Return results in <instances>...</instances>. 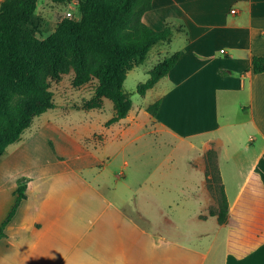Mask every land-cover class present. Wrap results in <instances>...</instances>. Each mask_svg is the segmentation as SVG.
Returning <instances> with one entry per match:
<instances>
[{"label":"rangeland","instance_id":"1","mask_svg":"<svg viewBox=\"0 0 264 264\" xmlns=\"http://www.w3.org/2000/svg\"><path fill=\"white\" fill-rule=\"evenodd\" d=\"M78 7V0H38L26 25L32 47L45 44L62 20L78 15ZM152 53L141 65L133 62L128 71L139 66L124 81L133 101L131 113L140 123L124 134L121 128L127 120L106 125L114 106L107 97L95 98L96 80L74 87L70 69L50 82L54 108L36 116L0 160V221L14 203L13 190L23 180L32 183L0 238V264H199L197 251L212 239L204 264H225L226 230L215 234L214 220H195L197 205L183 196L174 195L183 203L179 208H167L173 187L164 174L187 172L184 160L197 150L152 132L151 114L143 112L150 98L136 90L155 65ZM209 150L216 154L214 147ZM210 194L214 205L209 210L216 211L218 196ZM166 214L177 221L171 230L179 238L174 243L162 218ZM35 222L40 230L29 225L23 229ZM199 232L206 233L196 235Z\"/></svg>","mask_w":264,"mask_h":264},{"label":"crops","instance_id":"2","mask_svg":"<svg viewBox=\"0 0 264 264\" xmlns=\"http://www.w3.org/2000/svg\"><path fill=\"white\" fill-rule=\"evenodd\" d=\"M142 21L154 30H172L169 42H159L149 50L148 55L153 52L154 64L174 52L180 53L174 68L145 93L144 97L150 100L143 112L148 115L147 107L159 101L156 114L149 115L152 132L166 135L170 141L186 142L197 150L195 156L184 160L187 172L164 174L173 187L167 208L173 212L183 204L174 195L196 203L193 218L199 223L214 220L215 234L226 230L227 243V226L207 214L214 200L205 184L204 156L214 147L229 209L253 172L264 184V73L251 70L253 56H264V0H152V8L143 14ZM134 116L130 110L116 122L127 120L122 134L140 124ZM4 157L7 152L0 160ZM20 184L26 185V198L18 210L32 189L29 181ZM16 188L12 192L14 202ZM158 208L163 211L160 205ZM162 218L171 228L170 243L179 241L171 231L177 225L176 219L172 214ZM28 225L41 229L38 222L21 227ZM213 243L212 239L207 247L197 251L199 264L205 263ZM222 251L226 253L225 264H264V243L241 259L227 254L226 246Z\"/></svg>","mask_w":264,"mask_h":264},{"label":"trees","instance_id":"3","mask_svg":"<svg viewBox=\"0 0 264 264\" xmlns=\"http://www.w3.org/2000/svg\"><path fill=\"white\" fill-rule=\"evenodd\" d=\"M37 2L0 3V157L10 144L21 139L36 116L54 108L50 82L59 81L70 69L74 71V87L96 80L95 98L112 101L114 115L107 126L125 118L133 106L124 90L131 64L143 63L152 46L169 42L172 36L170 28L154 30L142 21L143 14L152 8V0H78V15L62 20L45 44L32 47L34 39L26 25ZM58 36L62 40L57 41ZM179 56L174 52L157 62L149 78L137 85V93L144 96L174 68ZM251 70L264 73V56H253ZM159 103L155 101L147 108L151 115L156 114ZM205 161L207 189L218 196V208L210 209L209 215L227 226V254L244 258L264 243V184L253 172L229 209L213 150L206 152ZM25 190L26 185L20 184L14 191L15 202L0 223V238L6 236L7 225L26 198Z\"/></svg>","mask_w":264,"mask_h":264},{"label":"built area","instance_id":"4","mask_svg":"<svg viewBox=\"0 0 264 264\" xmlns=\"http://www.w3.org/2000/svg\"><path fill=\"white\" fill-rule=\"evenodd\" d=\"M231 12H232V13H234V12H235V10L233 9V10H231Z\"/></svg>","mask_w":264,"mask_h":264}]
</instances>
